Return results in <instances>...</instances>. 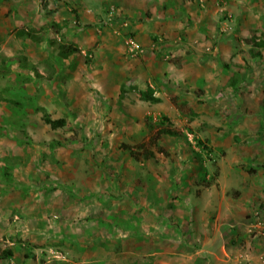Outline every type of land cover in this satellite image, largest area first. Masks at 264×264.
<instances>
[{"label":"rangeland","instance_id":"374dc122","mask_svg":"<svg viewBox=\"0 0 264 264\" xmlns=\"http://www.w3.org/2000/svg\"><path fill=\"white\" fill-rule=\"evenodd\" d=\"M48 1L0 0V264H264V231L254 227L264 208V46L252 44L263 32L245 35L227 15L230 49H213L208 30L158 61L135 36L141 52L132 57L121 27L102 61L82 49L53 67L59 50L33 46L57 32ZM78 27L92 23L66 31ZM154 63L173 81L171 95ZM149 85L165 99L142 101ZM44 113L65 125L52 129ZM160 116L185 137L153 144L146 117L152 125ZM197 205H228L232 218ZM101 234L129 237V249L108 239L96 254Z\"/></svg>","mask_w":264,"mask_h":264},{"label":"crops","instance_id":"0c3cea01","mask_svg":"<svg viewBox=\"0 0 264 264\" xmlns=\"http://www.w3.org/2000/svg\"><path fill=\"white\" fill-rule=\"evenodd\" d=\"M49 6H51L53 10H56V12L53 13L52 17H49L48 20L53 23L52 25H54L53 27L55 29L59 30L56 34L54 33L51 35V39L48 42L44 39L42 42H36L37 44L33 43V46H37L36 49L59 50L62 45H72V47H77L79 49L78 53L70 54L65 59L60 57L59 51L56 52L58 56L53 57L52 55H48L49 57H53L52 60L49 61L50 63L48 62V64L53 67H62L67 64L71 65L76 55L80 57L81 54H85L82 49H91L95 58L100 57V61H102V54H104L105 50L112 52L113 49H118V45L116 44L118 41V44L120 43L119 38L123 33L121 28L123 26L122 23L127 24V28L124 29L132 36H135L143 49H157L155 56L158 58V61L162 56L171 52L172 49L178 48L179 46L177 44L188 46L191 44L189 41L192 42L193 39L196 38L200 40L199 34L205 32L209 35L211 32L213 34L212 37L216 38V41H213V49H230L234 44L225 39V35L227 36L231 26V24L228 23L231 19L229 21L225 20L227 15H232L240 25L244 22L240 27L245 28V35L253 30L256 34L257 32H263L261 35L262 37L256 40L258 42H264V0H49L46 7L49 8ZM110 6L116 8L114 17H117L115 20L111 15L112 20L108 22V15L110 14L109 12L105 14V12H107L106 10H108ZM75 15H77V19H75ZM125 18H127V21H125ZM64 20H68L69 22L67 23ZM71 21L82 23L89 22L92 23V28L89 27L87 30H84L83 27H78L71 30L69 33L66 30L69 28ZM246 22L251 23V27L253 28L251 29V27L247 26ZM208 30H210V32ZM218 32L221 35H219ZM59 34H61V37H58ZM45 42L47 46H43ZM195 42L197 43V41ZM201 45L207 49L208 46H210L204 43ZM147 55L151 54L147 52ZM111 59L112 55L110 57V60ZM228 60L240 62L239 59L230 56ZM155 63L151 65V69L153 70L151 73H154V76L158 74L161 80H165V83L163 82L164 84L162 85L165 90H161L167 93L170 92L171 95V92L175 91V89L167 88L175 87L173 81L171 80L170 83L166 81L169 80L170 77L167 76L168 74H166V72L162 71L163 69L161 67L158 65L155 67ZM54 76L56 78L58 73ZM155 80L157 81V79ZM156 84L160 85L159 82H156ZM148 87L155 89L153 85H149ZM158 95L159 93H157L155 89L154 97L159 98L160 102L162 99H165V97L162 98ZM174 96L176 95L174 94ZM257 126L259 129V121L257 122ZM125 206H127V212L129 209H133L131 205ZM138 206L145 209L147 208L146 205ZM168 206L171 208L170 205ZM175 206H177L178 213L181 215L179 205ZM175 206L174 208H176ZM160 207L161 205H154L152 209L159 210ZM198 207H202L204 212L216 210L217 218H226V222L224 223L229 224V220L232 218V215L227 213L228 205H197L195 209ZM190 212L192 215L193 209ZM243 213L244 212H239V217ZM188 215H190V213L186 212L184 214V216ZM98 236L99 244L96 245V254L100 251L103 252L101 243L108 239L120 242L118 245L123 250H121V253L129 249L128 247L130 244L128 243L131 241L129 237L123 238L121 236L118 240V237L115 236L108 237L102 234ZM140 241L135 245L141 244ZM142 242H145V239H143ZM223 251L226 253L225 249H223ZM12 255L13 253L11 256ZM102 257L103 255L101 254L100 256L94 255L93 258L99 259ZM98 262V264H105L101 259H99Z\"/></svg>","mask_w":264,"mask_h":264},{"label":"trees","instance_id":"16d2710c","mask_svg":"<svg viewBox=\"0 0 264 264\" xmlns=\"http://www.w3.org/2000/svg\"><path fill=\"white\" fill-rule=\"evenodd\" d=\"M54 26V25H53ZM57 31L59 29H56ZM27 37V38H31L32 34L31 32H26L24 33L23 31H20L18 33V36H23ZM31 39H34V41H36V37H32ZM262 41V40H261ZM252 44L254 45V47H262L264 46V42H255L254 39H252ZM79 49L77 47H72L71 46H66V45H62L60 46L59 49V53H60V57L65 59L67 56H69L70 54L73 53H78ZM238 80L233 79L230 84L232 86H236L237 85ZM140 98L142 101H146V102H150V103H158L160 102L159 98L154 97V90L150 87H147L146 90L141 91L140 92ZM40 111L44 112V109H39ZM151 117H146V127L147 129L150 131V133H152L150 141L153 144H156L157 141L162 138V136H168V137H185L183 132H179L177 130H173L170 128L169 126V120L165 117V116H160L159 118H156V121L152 122V125L149 124V120L151 121ZM43 121L49 125L52 129H56V128H61L65 125L66 121L63 118L60 119H55L52 120L46 113H44L43 115ZM263 123H260V130H264V120L262 119ZM168 122V123H167ZM166 123V124H165ZM195 144L200 148L202 146L201 142L199 140H194ZM151 157V153L148 152L146 155V158ZM204 183H206V180H202ZM208 184V182L206 183ZM11 251L10 250H6L3 252V258L7 259V258H11Z\"/></svg>","mask_w":264,"mask_h":264},{"label":"built area","instance_id":"2783aa9c","mask_svg":"<svg viewBox=\"0 0 264 264\" xmlns=\"http://www.w3.org/2000/svg\"><path fill=\"white\" fill-rule=\"evenodd\" d=\"M109 14L110 15H108V19H107L108 22L112 20L111 15H112V17H114V15L116 14V10L114 7L110 6ZM106 24H107V22H106ZM122 24H123L122 27H124L126 29L127 24L126 23H122ZM125 45H126V49H127L128 53L130 55H132V57L139 55V53L141 52V50H140L141 48L138 45L136 39L131 35H128V37L126 38ZM255 216L257 217L258 222L256 223V225L254 227L256 228V230L264 231V208L262 209L261 212L256 213ZM262 218H263V220H262Z\"/></svg>","mask_w":264,"mask_h":264},{"label":"clouds","instance_id":"9594fccd","mask_svg":"<svg viewBox=\"0 0 264 264\" xmlns=\"http://www.w3.org/2000/svg\"><path fill=\"white\" fill-rule=\"evenodd\" d=\"M8 259V258H7Z\"/></svg>","mask_w":264,"mask_h":264}]
</instances>
